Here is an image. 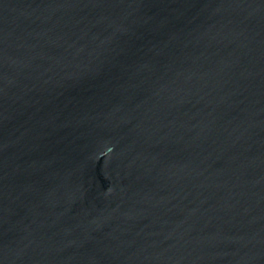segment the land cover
<instances>
[{
    "label": "water",
    "instance_id": "water-1",
    "mask_svg": "<svg viewBox=\"0 0 264 264\" xmlns=\"http://www.w3.org/2000/svg\"><path fill=\"white\" fill-rule=\"evenodd\" d=\"M0 264H264V0H0Z\"/></svg>",
    "mask_w": 264,
    "mask_h": 264
},
{
    "label": "clouds",
    "instance_id": "clouds-1",
    "mask_svg": "<svg viewBox=\"0 0 264 264\" xmlns=\"http://www.w3.org/2000/svg\"><path fill=\"white\" fill-rule=\"evenodd\" d=\"M112 151H113V149L111 147H108L104 150V152L101 155L107 157L112 153Z\"/></svg>",
    "mask_w": 264,
    "mask_h": 264
}]
</instances>
